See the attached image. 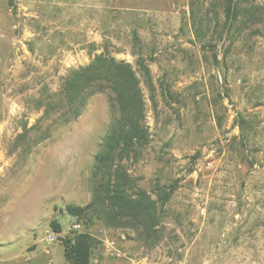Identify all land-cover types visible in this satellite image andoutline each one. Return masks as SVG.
<instances>
[{"label": "rangeland", "instance_id": "374dc122", "mask_svg": "<svg viewBox=\"0 0 264 264\" xmlns=\"http://www.w3.org/2000/svg\"><path fill=\"white\" fill-rule=\"evenodd\" d=\"M234 1L226 26L223 0H0V249L71 264L63 240L78 221L96 238L90 264H264V0ZM106 48L132 64L146 102L149 143L124 164L157 201L150 239L66 208L93 201L109 92L66 123L47 95ZM52 219L62 235L47 244Z\"/></svg>", "mask_w": 264, "mask_h": 264}, {"label": "trees", "instance_id": "16d2710c", "mask_svg": "<svg viewBox=\"0 0 264 264\" xmlns=\"http://www.w3.org/2000/svg\"><path fill=\"white\" fill-rule=\"evenodd\" d=\"M223 5V25L229 26L238 18L239 8L234 0H223ZM140 63L150 77L149 68ZM103 91L109 92L112 121L94 156L93 201L85 206L69 203L66 208L70 215L88 222L94 221V213L99 211L107 227L137 225L142 227L145 238L150 239L160 222L157 201L138 186L124 164L126 158L137 157L150 140L149 127L145 123L146 102L132 64L117 59L106 48L95 54L89 64L70 70L60 90L47 95L45 111H61L64 123L75 120L90 97ZM174 190L172 187L159 194L162 205ZM50 225L56 231L62 230L56 219H52ZM95 244L96 238L87 233L69 236L63 240L65 258L71 264H90Z\"/></svg>", "mask_w": 264, "mask_h": 264}, {"label": "crops", "instance_id": "0c3cea01", "mask_svg": "<svg viewBox=\"0 0 264 264\" xmlns=\"http://www.w3.org/2000/svg\"><path fill=\"white\" fill-rule=\"evenodd\" d=\"M8 245H12V243L14 242V240H8ZM35 243V242H32V244ZM112 245H118L116 244V241H109L108 242V250L110 249V247ZM27 248V247H26ZM23 250L26 251L24 248L20 251L21 253L18 252V254H14L12 251H10V249L7 247V248H4V249H0V252L2 254H5L4 258L2 257V259H0V262H5L7 261L6 264H26L27 262L30 263V261L28 260H24V262L20 261V257H23ZM28 252V251H26ZM32 257H33V261H34V264H38L40 262V255L42 254L41 252V249L39 250V248H36L34 251H32ZM0 254V256L2 255Z\"/></svg>", "mask_w": 264, "mask_h": 264}, {"label": "built area", "instance_id": "2783aa9c", "mask_svg": "<svg viewBox=\"0 0 264 264\" xmlns=\"http://www.w3.org/2000/svg\"><path fill=\"white\" fill-rule=\"evenodd\" d=\"M81 233H86L84 225L78 221L71 223V225L69 226L70 236L78 235ZM61 235H62V231H56L54 229H48L46 231V236H45L44 240L47 244H51V243L55 242L56 240H58L59 236H61ZM112 248L115 249L114 247H112ZM115 251H116L118 256L121 255V252L119 250L115 249Z\"/></svg>", "mask_w": 264, "mask_h": 264}]
</instances>
